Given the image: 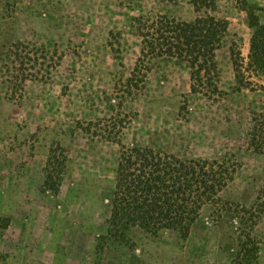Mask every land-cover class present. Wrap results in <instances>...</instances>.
Wrapping results in <instances>:
<instances>
[{
	"label": "rangeland",
	"instance_id": "obj_1",
	"mask_svg": "<svg viewBox=\"0 0 264 264\" xmlns=\"http://www.w3.org/2000/svg\"><path fill=\"white\" fill-rule=\"evenodd\" d=\"M213 4L0 0V264H264V74L246 13L264 24V0ZM208 16L221 45L196 83L161 37ZM122 147L217 161L233 180L187 239L132 228L113 240ZM53 154L57 194L44 183Z\"/></svg>",
	"mask_w": 264,
	"mask_h": 264
},
{
	"label": "trees",
	"instance_id": "obj_2",
	"mask_svg": "<svg viewBox=\"0 0 264 264\" xmlns=\"http://www.w3.org/2000/svg\"><path fill=\"white\" fill-rule=\"evenodd\" d=\"M213 1L191 0L196 11L214 7ZM246 13L254 28L250 64L264 74V24L254 9L249 8ZM217 24L209 16L191 24L173 21L165 24L167 30L161 39H169L164 37L166 33L173 34L170 40L174 52L170 53L186 60L192 72L191 80L196 83L202 82V71L208 74L215 66L213 51L220 47L222 39ZM54 159L53 154L44 183L57 194L56 180H60L65 165L62 160L57 167ZM233 172L217 161L184 160L147 147H122L106 221L107 237L126 241L128 231L139 228L153 236L170 231L187 239L201 209L217 201L218 194L233 180Z\"/></svg>",
	"mask_w": 264,
	"mask_h": 264
}]
</instances>
